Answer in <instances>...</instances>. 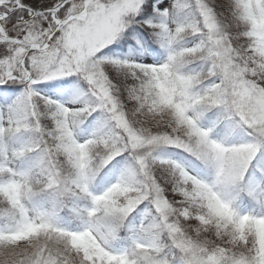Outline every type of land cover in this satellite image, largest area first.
I'll use <instances>...</instances> for the list:
<instances>
[{"label": "snow or ice", "instance_id": "1", "mask_svg": "<svg viewBox=\"0 0 264 264\" xmlns=\"http://www.w3.org/2000/svg\"><path fill=\"white\" fill-rule=\"evenodd\" d=\"M0 264H264V0H0Z\"/></svg>", "mask_w": 264, "mask_h": 264}]
</instances>
